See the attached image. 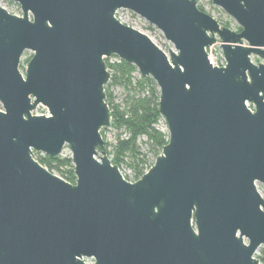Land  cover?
<instances>
[{
  "label": "water",
  "instance_id": "obj_1",
  "mask_svg": "<svg viewBox=\"0 0 264 264\" xmlns=\"http://www.w3.org/2000/svg\"><path fill=\"white\" fill-rule=\"evenodd\" d=\"M208 1L240 30L196 0H0V264H260L264 0ZM216 44L222 67L208 60ZM24 52L32 56L20 71ZM112 57L153 80L167 129L133 182L100 134L111 125ZM39 105L47 115L31 114ZM65 146L74 184L34 154L55 160Z\"/></svg>",
  "mask_w": 264,
  "mask_h": 264
},
{
  "label": "trees",
  "instance_id": "obj_2",
  "mask_svg": "<svg viewBox=\"0 0 264 264\" xmlns=\"http://www.w3.org/2000/svg\"><path fill=\"white\" fill-rule=\"evenodd\" d=\"M197 8L204 12L201 6ZM221 26L230 28L229 24H222ZM234 29L239 31L240 29L235 26ZM112 58H115V62H110ZM105 59V64L110 73V80L105 90L106 104L110 111L111 116V129L119 132L123 130L128 138L121 140L120 135H117V143L109 151V144L105 142L108 158L113 165H116L119 169L124 164L126 154L131 156V169L133 170L132 181L138 180L152 165L148 164L147 156L139 152L138 140L139 138H145L149 151L154 158L160 153L164 145L167 144L168 135L156 128V125L161 120L158 113V89L151 78L142 77L138 74L135 67L126 64L125 62L112 57ZM30 58H27L28 62ZM257 62V59H255ZM137 75V77H134ZM122 86L128 92L130 89L135 93L127 94L124 107L114 105L113 97L110 89L114 86ZM105 129L100 131L102 139L104 137ZM56 158L50 159L47 156H43L38 160V163L46 168L49 172L54 170L60 175L64 181L74 184L73 165L71 160L67 161L66 165L70 167L69 171H62L59 169ZM129 181L127 178H125ZM259 263H264V251L261 252L260 257H256Z\"/></svg>",
  "mask_w": 264,
  "mask_h": 264
},
{
  "label": "rangeland",
  "instance_id": "obj_3",
  "mask_svg": "<svg viewBox=\"0 0 264 264\" xmlns=\"http://www.w3.org/2000/svg\"><path fill=\"white\" fill-rule=\"evenodd\" d=\"M196 1H197V6H201L204 13L210 15L220 25L226 23V24H229L230 29H234V27L236 26L235 22L229 16H227L220 8L213 6L208 0H196ZM1 4H5L9 8L14 10L18 14H20L19 7L16 3H13L10 1H3V2H1ZM121 20L123 22L127 23L128 25L139 26L140 30L148 31L155 38V40L162 46V48L167 52V55H168L169 50H173V46L164 39L163 35L161 34V32L159 30H157L155 27L149 25L146 21H144L143 19H141L137 15L128 12V13H125V15H123ZM211 54H212V56L217 57L216 59L219 62L220 51H219L218 47L213 48L211 50ZM31 56H32V53L24 52V54L22 55L21 61L27 60V58H30ZM255 59L256 58H252V62L255 64L262 62L258 59L256 62ZM21 61H20L19 69H20V71H23V66L26 65V63L21 64ZM115 61H116L115 58H112L110 60V62H112V63ZM134 77H137V75H134ZM108 83H109V81H108ZM107 84H106L105 88L107 87ZM110 92H111L112 97H113L114 105L120 106V108L122 109L124 107L127 94L135 93V90L133 91L132 89H130V92H128L126 89H124V87L117 85V86L112 87L110 89ZM31 114L36 115V116L47 115V110L43 106L39 105L35 108L34 111L31 112ZM156 128L163 133H167L166 125H165V122L163 121L162 118L158 122V124L156 125ZM118 134L120 135L121 140H126L128 138L127 134L123 130H120L119 132H117V131L111 129V127L105 129L104 137H105V142H107L109 144V148H108L109 151H112V148L116 145ZM138 149H139L140 153L145 154L147 156L148 164L154 163L155 158L150 153L149 147H148V144H147L145 138H143V137L139 138ZM34 154L38 160L40 158H42L43 156H45L42 153H34ZM57 159H58V161L54 164H57L59 169L62 171H69L70 167L68 165H66V163H67V161L71 160V152L67 146H65L63 148L62 152L60 153V155L58 156ZM131 162H132L131 156L129 154H126L125 159H124V164H122L120 169L122 170L121 174L133 178L134 173H133V170L131 169V166H129L131 164ZM55 172H57V171H55ZM257 188H258L260 194L262 195V197L264 198L263 187L260 184H258ZM262 251H264V246H261L256 251L255 257H260ZM260 264H264V263H260Z\"/></svg>",
  "mask_w": 264,
  "mask_h": 264
},
{
  "label": "built area",
  "instance_id": "obj_4",
  "mask_svg": "<svg viewBox=\"0 0 264 264\" xmlns=\"http://www.w3.org/2000/svg\"><path fill=\"white\" fill-rule=\"evenodd\" d=\"M128 12L129 11H127V10H118L115 13V17H117L118 19L121 20V18L123 17V15H125V13H128ZM130 13H132V12H130ZM232 30L236 31L235 29H232ZM215 47H218V49H219V45L218 44H216V45H214V46H212L211 48L208 49V51H207L208 52V60H209V62L211 63L212 66L222 67V66H224V60H223V57H222V54H221L220 49H219V51H220V54H219L220 55V60H219V62L216 59L217 57H214L211 54V50L213 48H215ZM24 63H27L26 60H22L21 61V64H24ZM24 68H25V65L23 66V70H24ZM254 257H255V255H254Z\"/></svg>",
  "mask_w": 264,
  "mask_h": 264
},
{
  "label": "flooded vegetation",
  "instance_id": "obj_5",
  "mask_svg": "<svg viewBox=\"0 0 264 264\" xmlns=\"http://www.w3.org/2000/svg\"><path fill=\"white\" fill-rule=\"evenodd\" d=\"M82 261H83V264H93L94 263V260L92 258H82Z\"/></svg>",
  "mask_w": 264,
  "mask_h": 264
}]
</instances>
